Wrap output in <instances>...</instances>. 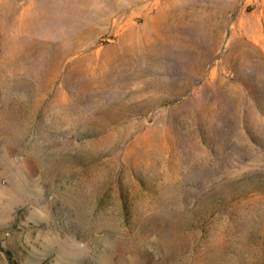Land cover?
Listing matches in <instances>:
<instances>
[{"label":"rangeland","instance_id":"rangeland-1","mask_svg":"<svg viewBox=\"0 0 264 264\" xmlns=\"http://www.w3.org/2000/svg\"><path fill=\"white\" fill-rule=\"evenodd\" d=\"M0 264H264V0H0Z\"/></svg>","mask_w":264,"mask_h":264}]
</instances>
